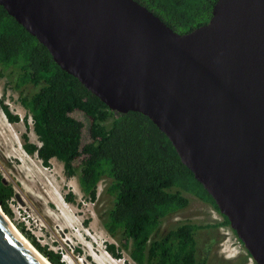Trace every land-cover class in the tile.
<instances>
[{
  "label": "water",
  "instance_id": "obj_1",
  "mask_svg": "<svg viewBox=\"0 0 264 264\" xmlns=\"http://www.w3.org/2000/svg\"><path fill=\"white\" fill-rule=\"evenodd\" d=\"M0 5L109 109L149 117L264 264V0H216L186 33L137 0ZM3 213L0 264H48Z\"/></svg>",
  "mask_w": 264,
  "mask_h": 264
},
{
  "label": "trees",
  "instance_id": "obj_2",
  "mask_svg": "<svg viewBox=\"0 0 264 264\" xmlns=\"http://www.w3.org/2000/svg\"><path fill=\"white\" fill-rule=\"evenodd\" d=\"M173 30L186 33L207 23L216 0H137ZM13 80L20 104L30 113L40 145L24 138L25 152L35 153L44 166L62 162L67 176L77 175L83 194L96 199L98 182L108 179L109 204L99 214L102 226L119 246L105 244L113 258L128 252L134 264H202L196 256L195 231L207 225L182 222L157 235L162 218L188 205V194L218 207L193 173L181 162L169 138L146 115L114 112L79 80L63 70L22 25L0 5V77ZM36 87L26 92L25 87ZM10 122L19 121L6 104ZM74 113L81 114L87 124ZM86 126V138H84ZM12 185L0 173V206L12 215ZM67 200H72L69 194ZM220 213V212H219ZM222 215V214H221ZM214 227L229 225L226 216ZM20 231L52 264H65L60 253L41 246ZM235 233V232H234ZM239 264H245V258Z\"/></svg>",
  "mask_w": 264,
  "mask_h": 264
},
{
  "label": "rangeland",
  "instance_id": "obj_3",
  "mask_svg": "<svg viewBox=\"0 0 264 264\" xmlns=\"http://www.w3.org/2000/svg\"><path fill=\"white\" fill-rule=\"evenodd\" d=\"M14 79L15 76L10 80L0 77V173L14 190L8 202L12 215L7 216L19 231L22 224L41 246L60 253L65 264H134L127 251H121V258H113L105 249L110 242L119 246L121 237L120 233L111 236L99 218L109 204L104 191L108 179L98 182L96 199L89 200L79 187L77 175L67 176L61 161L51 158L49 165L44 166L35 153L23 149L25 137L28 142L38 145L40 142L32 130L30 113L13 89ZM35 89L31 85L25 87L26 92ZM1 103L18 114L19 121H8ZM74 115L87 124L81 114ZM69 194L72 200H67ZM186 194L188 205L163 217L157 235L182 222L208 224L209 227L197 229L194 235L196 256L202 264H239L244 258L245 264H249L247 250L230 226H213L222 221L221 213L210 203Z\"/></svg>",
  "mask_w": 264,
  "mask_h": 264
},
{
  "label": "bare ground",
  "instance_id": "obj_4",
  "mask_svg": "<svg viewBox=\"0 0 264 264\" xmlns=\"http://www.w3.org/2000/svg\"><path fill=\"white\" fill-rule=\"evenodd\" d=\"M6 220L12 225V227L18 232V234L38 253L40 257H42L48 264H52L34 245L19 231V229L14 225V223L9 219V217L3 213Z\"/></svg>",
  "mask_w": 264,
  "mask_h": 264
},
{
  "label": "built area",
  "instance_id": "obj_5",
  "mask_svg": "<svg viewBox=\"0 0 264 264\" xmlns=\"http://www.w3.org/2000/svg\"><path fill=\"white\" fill-rule=\"evenodd\" d=\"M32 123V122H31ZM40 145V144H39ZM241 242V241H240ZM242 243V242H241ZM248 253V252H247ZM248 263L249 264H256L253 258L248 254Z\"/></svg>",
  "mask_w": 264,
  "mask_h": 264
}]
</instances>
